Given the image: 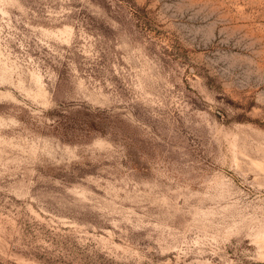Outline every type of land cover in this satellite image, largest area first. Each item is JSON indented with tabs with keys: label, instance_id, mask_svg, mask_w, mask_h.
<instances>
[{
	"label": "rangeland",
	"instance_id": "obj_1",
	"mask_svg": "<svg viewBox=\"0 0 264 264\" xmlns=\"http://www.w3.org/2000/svg\"><path fill=\"white\" fill-rule=\"evenodd\" d=\"M0 264H264V0H0Z\"/></svg>",
	"mask_w": 264,
	"mask_h": 264
}]
</instances>
